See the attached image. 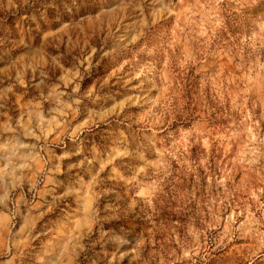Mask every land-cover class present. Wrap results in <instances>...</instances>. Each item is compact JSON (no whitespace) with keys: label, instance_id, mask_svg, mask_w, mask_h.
Listing matches in <instances>:
<instances>
[{"label":"rangeland","instance_id":"obj_1","mask_svg":"<svg viewBox=\"0 0 264 264\" xmlns=\"http://www.w3.org/2000/svg\"><path fill=\"white\" fill-rule=\"evenodd\" d=\"M260 0H0V264H264Z\"/></svg>","mask_w":264,"mask_h":264},{"label":"trees","instance_id":"obj_2","mask_svg":"<svg viewBox=\"0 0 264 264\" xmlns=\"http://www.w3.org/2000/svg\"><path fill=\"white\" fill-rule=\"evenodd\" d=\"M247 15H252V17L257 15H263L264 14V0H260L256 3L255 6H253L250 9L249 13H246Z\"/></svg>","mask_w":264,"mask_h":264}]
</instances>
